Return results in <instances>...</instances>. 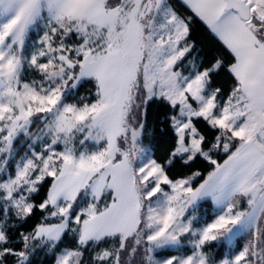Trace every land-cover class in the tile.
<instances>
[{"label": "snow or ice", "instance_id": "6c2138e0", "mask_svg": "<svg viewBox=\"0 0 264 264\" xmlns=\"http://www.w3.org/2000/svg\"><path fill=\"white\" fill-rule=\"evenodd\" d=\"M179 4L0 0V264H264V0Z\"/></svg>", "mask_w": 264, "mask_h": 264}, {"label": "trees", "instance_id": "16d2710c", "mask_svg": "<svg viewBox=\"0 0 264 264\" xmlns=\"http://www.w3.org/2000/svg\"><path fill=\"white\" fill-rule=\"evenodd\" d=\"M174 3H176V6L179 8L180 11L184 12L186 9H184L180 4L179 0H173ZM194 35L197 37L199 41V45L203 48V54L207 58H211V56L216 55L221 49L220 45L218 42H216L208 33L206 28L200 24L199 21H197L194 24ZM220 82L222 83H230V81L227 80V77L225 73L221 72L220 76L217 78ZM88 85H85L83 88H81V92L83 93L85 88H87ZM159 118L155 115L154 109L152 107L149 108V115H148V120H149V127L151 128ZM156 131L154 132L153 136L151 137L153 143L155 144V158L163 162V160L166 158L167 152L170 150V136L167 132H161L160 128H162V125H159L158 123L155 124ZM145 143H148V139H145ZM199 167L200 170L204 173V175L207 174L208 168L206 165H204L201 162H197L196 165H193V168ZM178 171L177 169H173V172ZM203 177H199L196 179V183H200ZM213 205L211 201H205L201 203L200 206V215L201 216H206V220L203 222H209L213 216ZM247 237L246 236H240L237 237L234 240V243L230 245L229 247H235L237 241L239 242V245L242 246L244 242L246 241ZM65 244L69 243L68 238H65L64 241ZM63 246V245H61ZM237 251L239 250L238 248L236 249ZM209 251H212L214 254L217 253L216 245L213 244L212 248L209 249ZM225 249L221 248L219 249V254L217 255V259H220L225 255ZM52 257H46L43 253L38 254V258L36 260V264H41V261H43V264H52Z\"/></svg>", "mask_w": 264, "mask_h": 264}, {"label": "rangeland", "instance_id": "374dc122", "mask_svg": "<svg viewBox=\"0 0 264 264\" xmlns=\"http://www.w3.org/2000/svg\"><path fill=\"white\" fill-rule=\"evenodd\" d=\"M210 221H211V220H210ZM210 221H209V222H210ZM197 226H199V225H197ZM233 243H234V241H233ZM172 254H175V253H172Z\"/></svg>", "mask_w": 264, "mask_h": 264}]
</instances>
